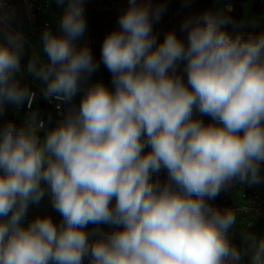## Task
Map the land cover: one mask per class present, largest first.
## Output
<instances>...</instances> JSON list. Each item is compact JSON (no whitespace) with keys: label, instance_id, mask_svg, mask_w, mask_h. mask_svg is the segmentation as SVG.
Listing matches in <instances>:
<instances>
[{"label":"clouds","instance_id":"clouds-1","mask_svg":"<svg viewBox=\"0 0 264 264\" xmlns=\"http://www.w3.org/2000/svg\"><path fill=\"white\" fill-rule=\"evenodd\" d=\"M56 3L67 4L63 35L46 28L47 62L35 56L27 71L45 98L71 101L99 64L73 43L86 31L84 0ZM163 11L129 0L105 36L114 91L90 86L43 138L35 114L0 127V264H264V238L233 245L234 210L208 202L236 181H264V34L232 35L230 17L208 10L182 24L187 45L171 31L157 45L152 24ZM13 17L0 0V113L34 98L17 78L25 37ZM194 108L212 123L194 119ZM162 169L167 181H154ZM46 191L63 222L37 216L24 226ZM89 224L117 228L93 239Z\"/></svg>","mask_w":264,"mask_h":264},{"label":"trees","instance_id":"trees-1","mask_svg":"<svg viewBox=\"0 0 264 264\" xmlns=\"http://www.w3.org/2000/svg\"><path fill=\"white\" fill-rule=\"evenodd\" d=\"M154 3V6H163L164 10L169 5H177L182 6L186 3L187 0H151ZM246 0H220V2L223 5H227V8L230 6V12L228 14V17L231 19V23L225 25V30L228 31L232 35H241L244 37H247L249 35H259L264 34V25L257 27V28H251L244 26L242 24V17L244 14L243 4ZM214 0H192V2L187 5L186 7L192 11L195 15L198 17H201L205 11L211 10V6L213 5ZM98 4V0H84V15L86 19L87 26L90 22V12L94 10L96 5ZM252 10L256 15H264V0H253L252 2ZM164 12V11H163ZM162 12V13H163ZM165 37H156L157 45L161 43L164 40ZM184 43H188V38L185 36H182L179 38ZM102 51V50H101ZM94 60L99 64V69L94 72L91 77L87 78L86 80L82 81L80 84L79 91L77 92V96L82 93L86 92L87 89L90 87V83L94 80L100 79L103 84L110 90L114 91V85L112 84V76L111 73L108 71V69L104 66L102 60H101V53L96 54L94 56ZM186 66V63L184 62L182 66H177L176 73L180 74L184 82L187 84V75L184 72V68ZM25 104V101L23 102V106ZM36 108L42 115L48 116L51 113V108L45 105L42 99H40L37 102ZM52 118H46L48 126L53 122V119L55 118L53 114L51 115ZM21 116L17 117L12 113V105L9 102H5L3 111L0 113V125H5L9 121L13 122L17 128H20L23 126V123L21 122ZM195 119H201L205 124H209L212 119L210 116L201 114L196 109ZM44 134H40V137L42 138ZM145 152H148L147 149H144ZM262 175H264V165H262ZM152 179L155 181L159 179L161 183L167 181V171L165 170V174L162 177H152ZM234 184V183H233ZM47 187V186H45ZM232 187L227 188L226 190H222L220 194L214 199L208 201L209 204L213 207H223L226 205V201L229 199L232 193ZM50 191H46L44 198L40 201V203L35 206L31 211L27 212L25 219L22 221V224L24 226H27L28 223H30L33 219H35L37 216L44 217V216H50L53 222L56 225H60L63 222V218L60 215L59 212H57L54 207L52 206V201L49 198ZM114 204V201H113ZM117 226L115 225H109V224H100V225H93L89 224L87 228L85 229L92 235L91 238H96V235L99 233L104 234H110L114 230H116ZM99 230V231H97ZM242 233L245 234H258L260 233V226H257L254 229L245 228L242 226H233L229 230V238L233 245L237 247H241L243 244V238ZM245 260V258H244ZM246 261V260H245ZM84 264H89V261L86 259Z\"/></svg>","mask_w":264,"mask_h":264},{"label":"built area","instance_id":"built-area-1","mask_svg":"<svg viewBox=\"0 0 264 264\" xmlns=\"http://www.w3.org/2000/svg\"><path fill=\"white\" fill-rule=\"evenodd\" d=\"M4 3L7 9L14 11L12 28L22 32L25 37L22 56L27 53L29 60L38 56L40 62L44 63L43 59L47 62L48 58L43 52L41 36L46 28L54 34L56 32H62L60 29V21L65 12L64 6L66 3L64 5H58L56 0H4ZM92 42L94 43V41ZM21 69V72L17 74V78L22 85L26 86L34 94L31 103L27 99L25 100L24 106L22 103L21 120L25 123L30 116L35 114L37 119L44 122V130H41L39 135H45L46 130L56 127L69 111H78L81 100H79L77 95L71 101L45 98L43 94L39 93L33 79L24 74L22 63ZM40 99L43 100L46 106L51 108V113L48 116L42 115L36 108L37 102ZM52 114L55 118L50 126H48L46 118H52ZM217 208L224 209L223 207ZM225 209L234 210L236 218L240 220L238 226L243 225L245 228L251 229L256 226L257 221H262V224H264V194L258 191L244 188L238 200V205ZM262 238H264V227H262ZM241 247H244V244ZM245 260V264H248V258L245 257Z\"/></svg>","mask_w":264,"mask_h":264},{"label":"rangeland","instance_id":"rangeland-1","mask_svg":"<svg viewBox=\"0 0 264 264\" xmlns=\"http://www.w3.org/2000/svg\"><path fill=\"white\" fill-rule=\"evenodd\" d=\"M141 2V0H138ZM152 6H154L153 1ZM192 0H187L186 3L182 6L177 5H169L164 12L161 14L160 19L158 21H153L152 24V35L155 37H165L167 33L175 32L177 38L179 39L182 36L187 37V32L182 31V24L187 20L195 21L199 17L195 15L192 11H190L186 6L189 5ZM252 2L253 0H246L243 4L244 14L242 17V24L247 27L257 28L264 25V15H256L252 10ZM67 4H65L64 8L66 10ZM129 7V0H98V4L94 8L93 11L90 12V22L86 27V31L84 34L76 39L73 43L77 48L88 46L92 50L93 58L96 54H100L102 50V44L105 36L112 32L113 30L119 29L118 19L119 16L127 10ZM211 11H224L228 16L230 10L227 8V5H223L220 0H214L213 5L211 6ZM57 35H63V33H59ZM94 41V43L92 42ZM91 43V44H89ZM187 45V43H185ZM95 59V58H94ZM43 62L46 61L43 59ZM21 63L24 68V74L33 79L34 83L37 85L39 93L43 94L44 84L41 80L35 78L32 74L27 71V65L29 63L28 54L25 53L21 58ZM184 62H180L178 66H182ZM103 83L100 79L94 80L90 83V86L96 83ZM85 92H82L78 95L79 100H82ZM12 105V113L20 117L22 111V104L16 105L14 103H10ZM196 113V108L193 109V118ZM21 119V118H20ZM23 123V121L21 120ZM25 123H23L24 125ZM2 127V125H0ZM147 151H150V148H147ZM165 174V170H161L158 174H153V177L157 178L162 177ZM259 185V184H256ZM244 187L243 183L236 181L232 187V193L229 197L232 201V204L238 202V199L241 196V189ZM261 189H264V183L261 184ZM49 198L52 201L51 193H49ZM38 204H31L29 206V211H31ZM53 206V204H52ZM39 207V206H37ZM240 224V223H236ZM242 227H245L242 225ZM243 241L246 242L248 239V234L242 233Z\"/></svg>","mask_w":264,"mask_h":264},{"label":"crops","instance_id":"crops-1","mask_svg":"<svg viewBox=\"0 0 264 264\" xmlns=\"http://www.w3.org/2000/svg\"><path fill=\"white\" fill-rule=\"evenodd\" d=\"M60 32H56V34H59ZM38 35H39V33H38ZM37 35V36H38ZM36 39V38H35ZM37 45H39V44H37ZM196 114V113H195ZM194 119H195V115H194ZM210 123H212V121L210 122ZM43 138V137H42ZM235 183V182H234ZM262 183H264V181H262L261 183H259V185H256V184H250V183H243V185H244V187L241 189V193L243 192V189L244 188H248V189H250V190H254V191H258L259 193H261V194H264V189H261V184ZM239 200V199H238ZM238 205V202L236 203L235 202V204H232V201L230 200V198L226 201V205H224L223 206V208L225 209V208H233V207H235V206H237ZM240 220L238 219V218H236V222L237 223H240L239 222ZM238 226V224H234V226ZM257 226H260V233H259V235L257 234H249L248 235V238L249 237H256V238H262V227H264V224H262V221H257V223H256V226L254 227V228H256ZM254 228H252V229H254ZM243 244H244V246H245V242L243 241ZM245 258V257H244ZM247 258V257H246Z\"/></svg>","mask_w":264,"mask_h":264}]
</instances>
